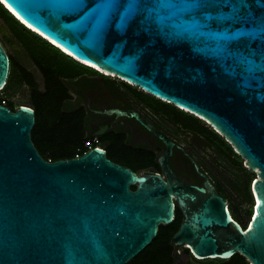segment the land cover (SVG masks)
Returning <instances> with one entry per match:
<instances>
[{
  "label": "water",
  "instance_id": "1",
  "mask_svg": "<svg viewBox=\"0 0 264 264\" xmlns=\"http://www.w3.org/2000/svg\"><path fill=\"white\" fill-rule=\"evenodd\" d=\"M0 3L77 61L204 120L257 174L254 213L243 227L186 153L204 180L188 184L176 176L168 165L174 142L139 112L90 109L133 118L159 139L164 175L138 174L100 147L45 160L31 139L33 108L0 104V264H126L160 224L172 222L173 197L184 219L172 245H185L197 259L237 252L250 264H264V0ZM8 72L0 43V89Z\"/></svg>",
  "mask_w": 264,
  "mask_h": 264
},
{
  "label": "trees",
  "instance_id": "2",
  "mask_svg": "<svg viewBox=\"0 0 264 264\" xmlns=\"http://www.w3.org/2000/svg\"><path fill=\"white\" fill-rule=\"evenodd\" d=\"M0 20L33 66L29 68L25 65L18 54H8L9 72L5 85L0 89V104L11 110L21 104L33 108L35 123L31 139L45 160L69 159L82 155L92 147L103 146L93 139L92 130L87 124L88 118L95 115L86 105H68L72 95L82 98L89 91L105 93L107 106L100 109L121 107L123 98H131L135 101L132 106H138L145 114H152L159 119L161 124L151 120L156 128L161 129L171 124L175 128L173 135L190 132L204 140L216 160L213 168L216 180L212 183L224 198L230 200L229 211L232 218L243 227L246 226V219L253 215L251 185L256 177L255 172L245 167L244 159L213 127L195 115L124 80L104 75L77 61L22 24L1 3ZM23 92L27 93L26 99L16 101V97ZM122 119L124 118H119ZM160 119L169 123L164 125ZM109 135L112 139L107 145L110 158L127 165L135 172L140 169L134 163L149 160L155 164L156 156L148 154L143 148L124 143L125 132L112 129ZM134 188L132 185L131 189ZM232 192L235 194L234 199ZM178 225L179 221L174 220L167 225L160 224L152 242L126 264H250L237 252L226 259H197L186 248L189 255H179L170 242Z\"/></svg>",
  "mask_w": 264,
  "mask_h": 264
},
{
  "label": "flooded vegetation",
  "instance_id": "3",
  "mask_svg": "<svg viewBox=\"0 0 264 264\" xmlns=\"http://www.w3.org/2000/svg\"><path fill=\"white\" fill-rule=\"evenodd\" d=\"M4 28V27H3ZM7 41L12 42L13 44H16L13 37L10 35L9 31L4 28L2 30V33L0 32V43L6 50V52L9 54L7 50ZM17 45V44H16ZM70 101L67 103L68 105L76 104V105H86L90 109H100L102 106H107V94L105 93H96L94 91L86 92L85 95L80 98L76 96L75 94L72 95L69 99ZM135 104V101L131 98H123L121 101V107L122 109H133L143 117L144 120L152 123L161 124L158 120L154 117V115H148L145 114L142 109L138 106H132ZM105 108V107H104ZM112 108V107H111ZM92 112V110H90ZM95 116H92L88 118V126L92 130V137L97 141V143L100 145L102 144V149H104L107 157L111 159L113 162L118 163L120 165L127 166L123 163H120L118 161H115L114 159L110 158L108 156V141L111 142V137L109 135V131L112 129H120L121 131L125 132V144L131 145L133 147L137 148H143L145 149L148 154H151L153 156H156V162H149V160H146L144 162L140 163H134V166L138 167L137 169H140L138 174L142 173H159L161 175L163 174V170L161 169L159 163H158V156L165 150L164 144L154 136H152L149 132H147L137 121H135L133 118L130 117H115L114 115H106V114H97L92 112ZM102 115V116H100ZM119 118H124L122 120H119ZM152 120V121H151ZM161 120V119H160ZM117 121V122H116ZM161 122L164 125H167L169 122L161 120ZM110 128H106V130L100 134H93V132H96L101 125H105ZM153 124V123H152ZM162 127V125H160ZM158 129V127H157ZM159 131L163 132L168 138H170L174 142V146L172 149V154L168 160V165L171 168V170L176 174V176L183 181L184 183L188 184H198L201 185L203 182V177L198 174V172L195 170L192 162L188 158L189 156L198 164L200 172L203 174H206L210 181L213 182L216 180L214 176V164L216 163L214 153L212 150H209L208 146L202 140L198 135L192 134L190 132H180L177 135H173V131L175 130L173 125H167L166 127L163 126L161 129H158ZM107 141V142H105ZM181 147H177V146ZM93 148V147H92ZM184 151V152H183ZM209 152L211 154V157H208L204 152ZM186 153V154H184ZM128 167V166H127ZM193 167V168H192ZM130 168V167H129ZM218 194H221V191L218 190L216 187ZM232 199L235 198L234 192H232ZM224 198V197H223ZM227 202L228 209L230 208V200L228 198H224ZM173 205H174V221H179V225L181 221L184 219V213L182 209L178 205V201L176 197H173ZM178 225V227H179ZM178 229V228H177ZM187 247L185 245H178L175 246V250L179 255L186 257L189 255ZM191 253V251L189 250Z\"/></svg>",
  "mask_w": 264,
  "mask_h": 264
},
{
  "label": "rangeland",
  "instance_id": "4",
  "mask_svg": "<svg viewBox=\"0 0 264 264\" xmlns=\"http://www.w3.org/2000/svg\"><path fill=\"white\" fill-rule=\"evenodd\" d=\"M6 28L4 26V24L2 23V21L0 20V32L2 33V30L4 28ZM7 50L9 53L11 54H18V57L19 59L25 64L27 65L29 68H33L32 64L30 63V61L28 60V58L26 57L25 53L16 45V44H13L12 42L10 41H7ZM17 52V53H16ZM104 75H107V73L104 72ZM114 77V76H112ZM27 97V93L26 92H23V93H20L17 97H16V101H22V100H25ZM19 106V105H18ZM206 155H208V157H211V154L213 153H209V152H204ZM255 172V171H254ZM255 176H257L256 172H255ZM254 213V211H253ZM253 216V215H252ZM251 216V217H252ZM250 217L246 219V224L248 223ZM249 224V223H248Z\"/></svg>",
  "mask_w": 264,
  "mask_h": 264
},
{
  "label": "bare ground",
  "instance_id": "5",
  "mask_svg": "<svg viewBox=\"0 0 264 264\" xmlns=\"http://www.w3.org/2000/svg\"><path fill=\"white\" fill-rule=\"evenodd\" d=\"M3 2V1H2ZM5 4V3H4ZM16 16H18L7 4H5ZM19 17V16H18ZM20 18V17H19ZM27 25V24H26ZM28 27H29V25H28ZM30 28H32V27H30ZM33 30H35V29H33ZM36 31V30H35ZM54 44H56V45H58L57 43H55L54 41H52ZM59 46V45H58ZM61 47V46H60ZM62 48V47H61ZM64 51H66V52H68L66 49H64V48H62ZM68 53H70V52H68ZM81 62H83V63H86V64H88V65H91V66H93V67H95V68H98V69H100L99 67H97L96 65H94V64H91V63H89V62H86V61H81ZM100 70H102V69H100ZM103 71V70H102ZM105 73H107V74H110V73H108V72H106V71H104ZM112 75V74H111Z\"/></svg>",
  "mask_w": 264,
  "mask_h": 264
},
{
  "label": "clouds",
  "instance_id": "6",
  "mask_svg": "<svg viewBox=\"0 0 264 264\" xmlns=\"http://www.w3.org/2000/svg\"><path fill=\"white\" fill-rule=\"evenodd\" d=\"M6 9H7V7L6 6H4ZM8 10V9H7ZM9 11V10H8ZM10 12V11H9ZM16 19H18L12 12H10ZM19 20V19H18ZM20 21V20H19ZM21 22V21H20ZM22 23V22H21ZM22 24H24V23H22ZM25 25V24H24ZM26 26V25H25ZM26 27H28V26H26ZM29 28V27H28ZM30 29V28H29ZM51 43V42H50ZM60 49V48H59ZM62 50V49H61ZM63 51V50H62ZM63 52H65V51H63ZM67 54V53H66Z\"/></svg>",
  "mask_w": 264,
  "mask_h": 264
},
{
  "label": "built area",
  "instance_id": "7",
  "mask_svg": "<svg viewBox=\"0 0 264 264\" xmlns=\"http://www.w3.org/2000/svg\"><path fill=\"white\" fill-rule=\"evenodd\" d=\"M88 144V143H87ZM89 148H90V145L88 144ZM78 156V155H77Z\"/></svg>",
  "mask_w": 264,
  "mask_h": 264
}]
</instances>
